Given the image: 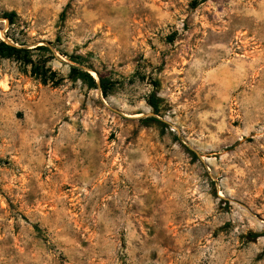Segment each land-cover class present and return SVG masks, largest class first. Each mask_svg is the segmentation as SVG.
Wrapping results in <instances>:
<instances>
[{
	"label": "rangeland",
	"instance_id": "rangeland-1",
	"mask_svg": "<svg viewBox=\"0 0 264 264\" xmlns=\"http://www.w3.org/2000/svg\"><path fill=\"white\" fill-rule=\"evenodd\" d=\"M195 1L0 0V264H264V0Z\"/></svg>",
	"mask_w": 264,
	"mask_h": 264
},
{
	"label": "trees",
	"instance_id": "trees-1",
	"mask_svg": "<svg viewBox=\"0 0 264 264\" xmlns=\"http://www.w3.org/2000/svg\"><path fill=\"white\" fill-rule=\"evenodd\" d=\"M207 1L208 0L195 1L193 3V6L196 8L199 5H201ZM5 17L7 19H9L11 24L14 23L15 13L12 12V13L6 14ZM21 51L22 50L18 49L14 45H11L5 41L0 42V56H2V57H11L12 55H14L16 53H20ZM70 77L72 79L82 80L90 88H94V87L99 88L100 87V89L102 90V93L105 97H107L109 95L110 91L114 87L113 82H109L100 74H99V85H98V82L95 80V78L89 72H86L81 67H77V66H73L71 68ZM152 86H153L154 90L150 94L147 95L146 102L152 108V112L156 115V117H163L164 113L166 112V108L163 105L164 100L160 96H158V93H157L158 82L152 83ZM156 117L141 118L139 121L141 123H144L145 125L148 122H158V123L164 124L163 122L158 120Z\"/></svg>",
	"mask_w": 264,
	"mask_h": 264
},
{
	"label": "water",
	"instance_id": "water-1",
	"mask_svg": "<svg viewBox=\"0 0 264 264\" xmlns=\"http://www.w3.org/2000/svg\"><path fill=\"white\" fill-rule=\"evenodd\" d=\"M0 20H5V19H0ZM11 45H12V44H11ZM85 69L88 70L87 68H85ZM150 115L153 116V117H156V115H155L154 113H150ZM159 119H160V118H159ZM160 121H162L163 123H166V124L168 123V121H167V120H164V119H163V120L160 119Z\"/></svg>",
	"mask_w": 264,
	"mask_h": 264
}]
</instances>
